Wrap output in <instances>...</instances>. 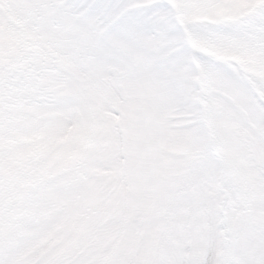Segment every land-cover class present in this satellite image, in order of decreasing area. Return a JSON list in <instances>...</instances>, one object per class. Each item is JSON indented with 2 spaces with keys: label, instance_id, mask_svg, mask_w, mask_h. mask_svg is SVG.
<instances>
[{
  "label": "snow or ice",
  "instance_id": "snow-or-ice-1",
  "mask_svg": "<svg viewBox=\"0 0 264 264\" xmlns=\"http://www.w3.org/2000/svg\"><path fill=\"white\" fill-rule=\"evenodd\" d=\"M0 264H264V0H0Z\"/></svg>",
  "mask_w": 264,
  "mask_h": 264
}]
</instances>
